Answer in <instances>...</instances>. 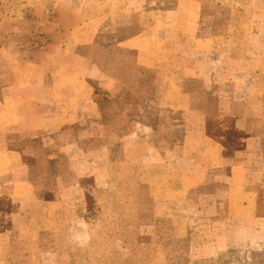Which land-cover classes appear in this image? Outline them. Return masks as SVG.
I'll use <instances>...</instances> for the list:
<instances>
[{
	"label": "crops",
	"instance_id": "1",
	"mask_svg": "<svg viewBox=\"0 0 264 264\" xmlns=\"http://www.w3.org/2000/svg\"><path fill=\"white\" fill-rule=\"evenodd\" d=\"M163 1L85 53L76 0H0V264L90 247L117 175L122 256L264 261V0Z\"/></svg>",
	"mask_w": 264,
	"mask_h": 264
},
{
	"label": "rangeland",
	"instance_id": "2",
	"mask_svg": "<svg viewBox=\"0 0 264 264\" xmlns=\"http://www.w3.org/2000/svg\"><path fill=\"white\" fill-rule=\"evenodd\" d=\"M138 1L139 2H135V0H76L78 12L84 21L78 43L81 50L86 53L90 51L91 47L103 48L118 44L121 39L115 37V34L117 30L120 29L119 18L131 14L133 10H138L145 6V0ZM163 2V0H147V6L154 8L159 13L162 10ZM148 24L149 22L145 19L144 22H142V27L147 29ZM122 185L123 182L117 175L116 181L113 184L112 194L105 199L107 208L113 212L112 223L109 222L111 220L110 217L104 218L100 216L97 218L94 241L90 247L85 249H71L70 247L59 244L60 242L58 241H63L62 237L64 231L59 228V222H57V220L52 223L51 229L40 231L42 237L56 241L57 244L53 245V247L61 252V261L59 264H136L137 259L135 256L131 255L129 258H126V255H128L126 251H123L122 256L120 247L116 243L121 237L127 236L125 233L126 231L117 228V225L114 224V222L120 221L121 217H118L120 216V210L129 209V220L134 221L136 198L132 189L133 184H129L128 187L130 191L129 194L132 195L128 194L129 196L127 197L121 195L119 187ZM16 217H14L15 221H19ZM28 221L37 225H40V223L44 221L46 224V220H41L38 215L34 214L28 215ZM107 222L111 223L112 226L108 227L109 224ZM127 237L132 239L136 236L131 234ZM128 253L130 255V252ZM255 263L264 264V261L259 260Z\"/></svg>",
	"mask_w": 264,
	"mask_h": 264
},
{
	"label": "built area",
	"instance_id": "3",
	"mask_svg": "<svg viewBox=\"0 0 264 264\" xmlns=\"http://www.w3.org/2000/svg\"><path fill=\"white\" fill-rule=\"evenodd\" d=\"M2 16L0 15V20H1ZM41 43V40L40 39H37V44H40Z\"/></svg>",
	"mask_w": 264,
	"mask_h": 264
}]
</instances>
